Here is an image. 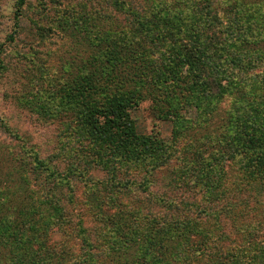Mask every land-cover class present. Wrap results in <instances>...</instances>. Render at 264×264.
<instances>
[{
  "label": "trees",
  "instance_id": "16d2710c",
  "mask_svg": "<svg viewBox=\"0 0 264 264\" xmlns=\"http://www.w3.org/2000/svg\"><path fill=\"white\" fill-rule=\"evenodd\" d=\"M36 1H12L18 22L7 42L15 48L31 32L37 39L31 49L37 54L47 43L49 50L57 47L61 31L77 41L80 63L69 64L68 52H63L60 61L66 66L61 64L59 71L68 77L44 92L58 102L50 113L68 117L64 131L74 141L65 150L77 155L70 156L77 163L51 169L49 161L35 157L33 163L43 169L35 172V184L29 180L32 175L25 176L31 186L22 189L31 204L11 209L0 198V264H105L99 250L110 245L121 264H264V48L256 46L264 44V7L233 0H222V5L214 0H71L52 10L57 0ZM110 4L131 21L126 29L96 26L95 17L109 14L97 13L99 6ZM248 10L254 18L240 16L238 29L244 32L230 43L232 15ZM30 12L36 20L23 33L19 17ZM8 50L0 46L1 82L13 75ZM39 65L21 69L20 75L31 66L39 80L47 79L52 68ZM251 71L255 75L246 77ZM142 103H149L156 120L173 123L170 138L138 133L133 112ZM193 109L196 121L186 116ZM216 117L223 122L221 133H208ZM198 140L217 148L210 158L202 156ZM63 150L53 155L59 160ZM173 163L181 167L156 179ZM204 166L211 174L204 173ZM230 167L236 176L226 189ZM143 168L138 182L133 170ZM93 169L109 178H96ZM42 174H48L52 185L45 184ZM78 180L87 187V203L95 206L99 226H88L81 214L67 212L65 203L73 201L71 190ZM156 186L167 191H154ZM203 187L213 198L205 207L198 200ZM176 190V203L167 201ZM138 199L146 203L134 212L123 205ZM111 208L116 214L110 215ZM198 218H210L214 228L201 229ZM66 224H74L84 245L81 254L69 258L50 239V230ZM102 224H110L111 230L104 231ZM128 252L133 254L123 256Z\"/></svg>",
  "mask_w": 264,
  "mask_h": 264
},
{
  "label": "rangeland",
  "instance_id": "374dc122",
  "mask_svg": "<svg viewBox=\"0 0 264 264\" xmlns=\"http://www.w3.org/2000/svg\"><path fill=\"white\" fill-rule=\"evenodd\" d=\"M12 1L13 0H0V46H2V48L4 49L6 47L9 48L7 54L12 56H10L8 59H6L5 56L4 58L6 59V62H11L9 64V67L13 72L12 76H9V78H5L3 80L4 82L0 81V198L3 199V204L5 202L9 204L11 209H13L15 206L17 207L20 205V207H25L31 204L29 194L28 196H26L23 193V190H27L31 186L30 182L28 180H25V176L29 177V175H32L29 177V180L33 184H35L33 179V177L35 178L37 175L35 172L42 171L41 169H43L41 166H35V163H33V158L37 157L38 159L41 158L49 162L51 160V163L45 161L48 165L47 168L51 169H53L55 166L60 170H66L69 166H73L74 163H77V160H75V158L70 157L77 155L70 154L68 150H65L68 149L66 148V145H71L74 141L72 138H68L69 136L67 137V134H65L64 131V125L68 121V117L65 116V114H61L60 116L51 114L54 110L53 106L57 105L58 102H53L51 100V97H48V94L44 92L46 90H50L51 86L54 85V83L56 85L60 84V81H62L63 78L68 77L67 75H65L64 71L60 72V66H66L65 62L60 61L63 52H68L64 55L67 56L65 61L69 62V64L72 65L74 63L75 65H78L80 63V57H77V49L74 45V43H76L77 41L74 40L75 38H72L70 32L68 31L60 32V37L56 39L58 45H56L57 47L51 48L53 50H49L47 43L44 46H40L37 54H35V52L33 53L31 46L37 45V39L34 34L28 30V27L31 26L29 22L32 19L36 20V16L31 12L29 13V15L26 14L19 17L18 23L21 25L20 28L21 30L23 29V33L30 32V36H27L25 34L21 35L20 32L21 37H23L24 35L26 37L23 43L19 44L15 48L9 47L10 43L7 42V38L13 32V30L16 29L17 26L15 24L18 22L17 19H15V8H13ZM60 1H65L63 2L65 4L71 2V0H57V2H53L52 6H50L51 9L53 10L55 6H58V2ZM214 2L215 5H222V0H214ZM241 2H247V4L251 3V6H253L254 8L255 5L257 6V8L260 9L264 7V0L232 1V3ZM36 3V0H32V4ZM140 3L143 4L144 1L142 0L140 1ZM96 12L100 14L109 13L107 17H105V19L100 18V16H97L94 19H98L96 22V26L104 27L105 29L113 28L114 30H116V28H118L119 30H122L126 29V25L131 23L130 20L126 22L127 16L125 15V12L117 10L112 6V4L106 7L100 5L99 11ZM244 12L241 15L240 13L234 16L232 15V18L230 19L231 27L229 29L233 31V35L230 36L228 33L227 35L228 37L230 36L231 38H233V40L230 42L232 44L235 43V41L237 40L235 34L240 36V34L244 32V30L238 29L241 26L240 16H243L244 18H248L251 16V18H254L253 15L255 14H253L250 10L245 13ZM221 14L223 15V13ZM260 20H264V18ZM59 23L60 22H58V24ZM58 31H60V29ZM245 31L247 32V30ZM254 33L252 34L255 35ZM4 42L6 44L5 46L2 45V43ZM260 42L261 41L256 44L257 48L260 46H262L261 48H264L263 43L259 45ZM57 48H60L61 51ZM34 55L37 57H35ZM31 60L36 63L31 64ZM39 64H45L49 68H52L53 71L49 69L50 73L47 79L39 80V75H36L33 71H29V69H31V66L28 68V72L25 74V76L20 75L21 69H27V66L29 65H35V67H38L40 66ZM55 69L60 71H55ZM1 72L2 71H0V74ZM73 72L76 74V71ZM255 73L256 71H251L246 75V77L249 78V75L252 76L255 75ZM52 74H54V77L51 79L50 76H52ZM20 76L21 78L15 79V77ZM13 82H16L15 86L11 85V83ZM8 92L12 96V99L14 101L6 97V93ZM39 94L40 96L42 95L40 98H38ZM31 98H34V101ZM44 99H47V101L44 103V107L36 109L34 104H39V102L41 103ZM42 105L43 104L41 103V106ZM46 113H49L50 116L45 115ZM219 113H222V111H220ZM186 116L191 120L196 121L197 113L193 109ZM133 117L136 119L137 131L141 135H148L152 132H159L164 138H170V136L172 135L173 123L168 120H156L152 107L149 105V103L140 104L138 110L133 112ZM221 123L223 124L222 120H220V117L212 119V121L209 123V129H207V131H209L208 133H213L217 130L218 133H221ZM194 139L196 140V138ZM188 140H186L185 142L192 141ZM200 142L201 141H199V143ZM201 143V147H204L205 151V154H203L202 156H204V158H210V156H212V154L217 150V148L213 146L210 147L209 144H207V141ZM61 148L64 149L62 151L63 153L61 152V156L63 157L60 156L61 160H58L53 154L59 152ZM21 150H23L24 152L22 153ZM67 154L68 157H65ZM179 167L181 166L176 163L164 167L161 171L158 172L156 179H162L165 175L171 174L173 169ZM210 169L211 168L209 166H204V173L207 175L211 174ZM232 170L233 167H230L229 169L226 168L227 174L224 179V186L226 189L230 188L229 182L233 181L236 176L235 172ZM144 171L145 168L134 169L132 175L133 177H136V180L138 182H141ZM92 173L96 178L99 179L109 178L106 172L99 171L97 169H93ZM46 175L47 177L45 178L44 174H42V177L45 180V184L49 182L52 185V182L50 181V179H48V174ZM130 177L131 176H129L128 178ZM133 177H131V180L134 179ZM85 186L86 185L84 184V182L81 183V181L79 180L76 181V183L74 184V189L71 190L72 197L74 199L72 202L65 203L68 210L67 212L69 215L78 216V213L81 214L78 217L84 218L83 220L88 226H99L97 220L94 217V214L96 213V211H94L95 206L93 205V207H91L87 203L89 195L87 193V187ZM163 188V186H156L153 188V190L158 192L159 190H161L160 192L167 191L162 190ZM202 191L204 196H198V200H203L205 207L208 204V200H213V198L210 197L209 193H211V191L208 188L203 187ZM175 192V194H172L171 191L172 197L166 200H169V202L173 201L176 203L174 196L177 194V190ZM36 194L38 195L37 192ZM37 195H35L34 198L37 197ZM180 196L181 193H179L178 195V200H180ZM145 203V200L143 202V200L138 199L129 204L123 203V205H125L127 208H131L134 212L137 210V208H142ZM35 206L38 205L35 204ZM41 208L45 209V206L41 205ZM4 209L6 208L4 207ZM111 209L112 210L109 211L110 215L116 214V208ZM195 215L196 214L191 216L195 218ZM205 215H202L200 217H205ZM208 217H210V215H208ZM202 219L198 218L199 226L201 227V229L204 228L210 231L214 228L215 224L213 225V220H209L210 218H205V220ZM112 220L115 222L116 227V218H113ZM224 221L227 222V219L224 218ZM111 227L112 226L110 224L107 227H105V224H102V228L106 232H109L111 230L109 228ZM75 228L76 227L74 226V224H66L61 230H59L58 227H54L52 230H50V239L52 243L51 246L56 248L58 252L64 251L65 255L68 258L81 254L84 249V245L81 243L80 238L76 237ZM64 232H66L67 235H64ZM129 253L133 254L131 252H128L126 255L123 256L130 257ZM98 256L100 257L101 261L105 264H121V262L118 260L119 254H117L116 256V247H114L113 249V245H110L105 249L99 250Z\"/></svg>",
  "mask_w": 264,
  "mask_h": 264
}]
</instances>
